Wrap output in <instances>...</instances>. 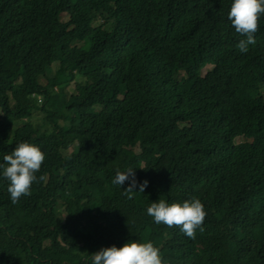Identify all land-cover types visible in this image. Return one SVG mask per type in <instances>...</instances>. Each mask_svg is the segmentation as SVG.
Returning <instances> with one entry per match:
<instances>
[{
	"label": "trees",
	"instance_id": "16d2710c",
	"mask_svg": "<svg viewBox=\"0 0 264 264\" xmlns=\"http://www.w3.org/2000/svg\"><path fill=\"white\" fill-rule=\"evenodd\" d=\"M232 3L0 0V164L33 143L47 177L14 205L0 168V264H91L131 240L164 264H264V15L241 53ZM128 168L136 191L148 181L132 199L112 183ZM193 197L207 212L194 239L147 214Z\"/></svg>",
	"mask_w": 264,
	"mask_h": 264
},
{
	"label": "clouds",
	"instance_id": "9594fccd",
	"mask_svg": "<svg viewBox=\"0 0 264 264\" xmlns=\"http://www.w3.org/2000/svg\"><path fill=\"white\" fill-rule=\"evenodd\" d=\"M264 15V0H233L228 20L235 32L244 39L237 45L241 53H247L249 45H255V34L259 31L260 17ZM3 177L9 181L8 192L12 204H17L21 197L31 195L34 182L47 180L46 175L37 177L45 161V153L33 143L21 142L14 150L3 157ZM143 168V167H141ZM131 181L124 189L123 195L133 198L134 192L144 193L148 181L139 184L136 191L137 179L135 170L128 168L126 171L117 170L112 179L114 185L122 186L126 181ZM147 214L155 223L166 225L169 228H178L184 235L194 239L196 230H204L203 224L207 216L205 206L199 198L193 197L183 203H167L160 199L152 202L147 208ZM91 264H164L160 249L152 242L141 243L131 240L122 247L115 245L106 247L92 254Z\"/></svg>",
	"mask_w": 264,
	"mask_h": 264
},
{
	"label": "rangeland",
	"instance_id": "374dc122",
	"mask_svg": "<svg viewBox=\"0 0 264 264\" xmlns=\"http://www.w3.org/2000/svg\"><path fill=\"white\" fill-rule=\"evenodd\" d=\"M61 18L63 20H67L68 18V14L67 13H62ZM102 18H97V22L101 21ZM71 59H72V55H67L66 59L64 60V62L62 64H60V69H62L63 72H65V74H67L69 71H73L74 77L71 79V81L69 82V84L66 87V90L70 93H75L77 92L76 89V83H84V78L77 73L76 70L72 69V63H71ZM59 64L58 63H54L51 68L48 69V73L47 74H51V75H55L57 68H58ZM210 66H207L204 69V72L209 68ZM43 81H46V78L43 77ZM44 122L43 120V113L40 111L38 112L35 117H34V123L36 125H38L39 127H41L42 130L48 128L47 125L42 126V123ZM69 122V119H65L63 121H61L60 123L62 124L63 127H67V124ZM138 149V148H137ZM77 150V145L75 142H72V145L70 146V148L66 151L67 153H70L72 151H76ZM59 161V158L54 156L53 157V162L57 163Z\"/></svg>",
	"mask_w": 264,
	"mask_h": 264
}]
</instances>
